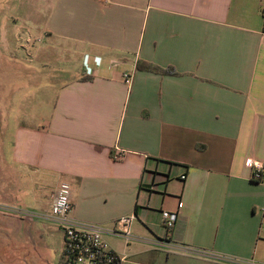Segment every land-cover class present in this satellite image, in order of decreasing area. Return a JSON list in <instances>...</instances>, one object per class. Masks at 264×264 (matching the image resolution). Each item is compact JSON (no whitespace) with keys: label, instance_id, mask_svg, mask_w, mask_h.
<instances>
[{"label":"crops","instance_id":"0c3cea01","mask_svg":"<svg viewBox=\"0 0 264 264\" xmlns=\"http://www.w3.org/2000/svg\"><path fill=\"white\" fill-rule=\"evenodd\" d=\"M263 10L264 0H36L42 18L28 29L39 38L19 44L16 70L2 60L3 78L18 80L0 87V217L59 236L63 252L46 217L67 182L75 220L135 217L132 241L105 235L123 264H264V177L246 166L264 163ZM162 211L178 213L170 232Z\"/></svg>","mask_w":264,"mask_h":264},{"label":"rangeland","instance_id":"374dc122","mask_svg":"<svg viewBox=\"0 0 264 264\" xmlns=\"http://www.w3.org/2000/svg\"><path fill=\"white\" fill-rule=\"evenodd\" d=\"M35 10L36 0H0V87L17 84L18 80L16 73L3 78V70H7L2 63L4 57L9 63H6L8 71L16 70L19 44L27 38L33 42L39 38L34 30L28 29L35 20L42 18ZM1 209L5 208L0 205ZM19 218L16 215L9 219L0 217V264H53L58 261L65 264L59 236L32 234L30 237V225Z\"/></svg>","mask_w":264,"mask_h":264},{"label":"built area","instance_id":"2783aa9c","mask_svg":"<svg viewBox=\"0 0 264 264\" xmlns=\"http://www.w3.org/2000/svg\"><path fill=\"white\" fill-rule=\"evenodd\" d=\"M264 18V10L262 11ZM125 82L131 84V75H124ZM114 157L118 160L123 153L115 150ZM246 166L252 170V178L255 182H261L264 177V163L248 159ZM186 175L181 176L185 181ZM71 186L67 182L60 184L51 203V211L46 217L50 222L62 230L64 234L62 259L65 264H123L125 257L116 253L105 239V235L111 234L123 238L127 242L133 240L131 225L134 216H123L115 222L113 228L103 225L80 222L72 218L73 204L71 200ZM183 203H179V209ZM163 226L170 232L178 220V213L162 211ZM161 247L170 248L169 242H159ZM239 262V261H238ZM241 264H254L253 262H240Z\"/></svg>","mask_w":264,"mask_h":264},{"label":"trees","instance_id":"16d2710c","mask_svg":"<svg viewBox=\"0 0 264 264\" xmlns=\"http://www.w3.org/2000/svg\"><path fill=\"white\" fill-rule=\"evenodd\" d=\"M137 68L139 70L149 71L161 75H176V72L173 70V68L162 69L145 62H139Z\"/></svg>","mask_w":264,"mask_h":264}]
</instances>
